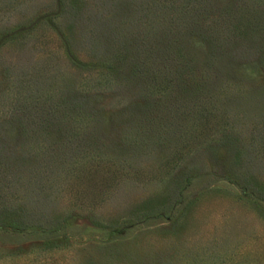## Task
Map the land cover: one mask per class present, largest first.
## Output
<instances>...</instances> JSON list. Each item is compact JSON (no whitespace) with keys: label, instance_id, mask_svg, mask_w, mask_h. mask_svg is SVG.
<instances>
[{"label":"rangeland","instance_id":"rangeland-1","mask_svg":"<svg viewBox=\"0 0 264 264\" xmlns=\"http://www.w3.org/2000/svg\"><path fill=\"white\" fill-rule=\"evenodd\" d=\"M0 264H264V0H0Z\"/></svg>","mask_w":264,"mask_h":264},{"label":"trees","instance_id":"trees-1","mask_svg":"<svg viewBox=\"0 0 264 264\" xmlns=\"http://www.w3.org/2000/svg\"><path fill=\"white\" fill-rule=\"evenodd\" d=\"M59 114V111L57 112V115ZM4 226H7V228L15 230V231H24L28 228L26 221L24 223L23 218L20 217H12L8 222L5 223Z\"/></svg>","mask_w":264,"mask_h":264}]
</instances>
